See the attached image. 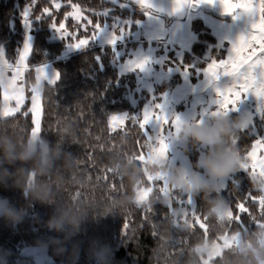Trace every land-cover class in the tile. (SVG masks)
Listing matches in <instances>:
<instances>
[{"label": "trees", "instance_id": "1", "mask_svg": "<svg viewBox=\"0 0 264 264\" xmlns=\"http://www.w3.org/2000/svg\"><path fill=\"white\" fill-rule=\"evenodd\" d=\"M73 2L79 4L85 13L92 16L93 26H88L87 32L80 22L70 16L65 18L66 12L71 10L69 4L56 10L53 9L52 0H35L34 4L32 0H0V50L9 63H15L24 41L22 12L27 6L31 7L33 13L30 19L34 34L33 48L22 80L27 88V99L21 111L14 116L4 117L2 114L3 88L0 87V140L11 139L19 144L27 135H31L33 124L30 95L31 86L35 81V68L42 64L53 63L59 71V78L54 84L46 83L43 89L40 136L51 147H58L62 152L71 154L77 159L79 168L76 179L87 181L83 184L71 182V178L65 173L69 182L59 187L57 202L68 199L73 203L92 201L103 207L110 203L111 198L123 197L133 191L125 180L113 175V167L118 169L124 160L152 164L146 161L152 149V140L148 139L151 138L149 129L144 127L142 130L139 126L143 118V107L150 97L146 89L139 86L135 73L119 74L115 65L113 46L93 40L82 50L64 53L67 41L86 33L91 34L95 24L112 19L103 14V11L115 6L108 0H73ZM45 7L53 9L57 24L66 21L67 28L75 33V36L51 40L52 18L43 13ZM115 12L118 10H114ZM37 15L42 18L37 19ZM192 28L198 38L193 44L191 53L185 54L184 62H195L204 68L207 67L210 59L206 57L209 52L212 53V58L221 59L224 56L226 49L217 47L216 37L201 18L193 20ZM178 80L157 85V92L167 89ZM185 102H181L176 108H185ZM25 111L29 112L27 117L23 115ZM120 112L128 113L127 120L125 124L113 130L108 121L112 114ZM230 117L236 119L240 115L235 112ZM65 129H69L70 135L62 137ZM236 136L238 137L236 147L244 157L252 148L255 134L252 127H247L239 130ZM200 148L202 146L193 147L190 144L184 148L193 169ZM140 156L143 158L141 159ZM110 158L112 166L107 167ZM167 160L171 163L170 157ZM146 175L140 188L151 187L152 193H159L163 197L164 193L160 191L164 186L163 181L154 179L149 181L150 175L147 173ZM45 179L46 182L55 183L54 174ZM220 195L229 202L234 216L241 215L240 222L232 219L223 226L222 230L212 227L214 221L208 217L206 205L199 196L192 198L193 205L190 206L187 205V197L173 194L168 205L155 203L151 207H144L132 204L121 211L90 214L80 225L77 233L66 239L64 233L52 231L46 225L55 204L40 202L30 204L19 188L0 185V197L8 198L16 208H27L29 213L24 221L15 227L10 226L4 218H0V250H8L11 253L8 264H36V259L23 254L21 249L26 245H37L41 240L54 238L57 242H63L58 246L66 251L58 252L57 245L50 246L47 254L51 257V261L46 264H69L74 244H78L80 249L77 264H95V261L90 260L88 256V248L91 241L99 240L111 247L112 264H165L164 258H158L156 254L157 241L160 239L158 225L173 208L184 210L189 223L194 225V232L180 233L176 237L170 253L172 256L181 253L198 237L208 238L220 244L224 238L230 240L241 232L255 229L260 222L261 209L258 199L254 201L251 197L258 198L261 193L256 190L247 172L237 171L232 178H229L227 186L221 189ZM239 203H244L251 215L239 213L237 208ZM126 223L129 224L127 230H125ZM200 224H204L205 227L201 228ZM232 242L234 245L235 242ZM233 245L221 247L220 251L223 252Z\"/></svg>", "mask_w": 264, "mask_h": 264}, {"label": "clouds", "instance_id": "2", "mask_svg": "<svg viewBox=\"0 0 264 264\" xmlns=\"http://www.w3.org/2000/svg\"><path fill=\"white\" fill-rule=\"evenodd\" d=\"M247 116L236 119L220 113L213 115L207 121L181 122L177 126L176 137L179 141L193 147L206 146L194 164V170L182 166H174L166 156H160L151 165L138 163L135 160H124L118 169L113 167V175L125 180L132 192L123 197H113L110 203L104 205L92 201H77L70 199L57 202L58 189L69 182L77 181L76 176L79 161L71 154L62 152L58 147H51L39 135H27L22 143H14L11 139L0 140V185L19 188L29 203L55 204V208L48 221L47 227L52 231L65 234L66 239L74 236L80 225L88 216L107 214L121 211L128 205L151 207L155 203L168 205L172 195L183 197H200L208 217L214 221L212 227L222 230L231 220L228 216L229 202L220 195L223 181L226 177L236 173L244 163L243 157L233 138L238 131L248 123ZM70 135L65 129L62 137ZM27 165V167H23ZM112 166L111 158L107 167ZM202 170V171H200ZM149 174L154 180L163 181L167 185V192L163 197L159 193H152L143 203L137 202V189L144 183ZM55 175V183L46 182V177ZM31 177V179H29ZM11 181V185L9 182ZM251 181L256 190L264 196V178L252 176ZM215 194V195H214ZM27 208H16L6 197H0V218H4L10 226L15 227L28 216ZM259 226L254 230L241 232L233 247L218 251L213 240L198 237L190 242L181 253L170 255L173 243L180 233L191 234L194 225L189 223L183 209L173 208L169 215L158 225L160 239L157 241V257H163L165 264H264V214L259 217ZM54 238L38 242L37 247L47 251L50 246L57 245L56 250L66 251L58 246ZM79 245L74 244L69 257V264H77ZM169 253V255H165ZM8 250H0V264H8L10 256ZM88 256L95 264H112L113 251L111 247L99 240L89 244Z\"/></svg>", "mask_w": 264, "mask_h": 264}, {"label": "rangeland", "instance_id": "3", "mask_svg": "<svg viewBox=\"0 0 264 264\" xmlns=\"http://www.w3.org/2000/svg\"><path fill=\"white\" fill-rule=\"evenodd\" d=\"M108 1L114 3L115 6L104 10L103 14L107 15L108 17H112V19L110 20L106 19L103 23L98 22L100 26L99 30H97L94 26V29L93 30L91 29L92 30L91 34L86 33L81 35L80 37L74 38L73 40L67 41L66 48L64 49V53L68 54L82 50L83 48L88 46L90 42L93 40L100 44L113 46L115 49V65L117 66L120 75L135 73L137 76V81L139 86L141 88L146 89V92L149 94L150 97L149 100L153 99L156 105L162 106V108H160L159 110L164 109L166 105L165 103H167L168 101L173 104L171 106L172 108L166 107V110L167 108H169L171 110V113L168 115L167 118L168 123H162V124L160 123L159 126L162 125V131L161 129L160 131L158 130L159 127L157 122L156 124L153 122L152 124L153 127L149 125L150 127L148 128L147 125H145V127L149 129L148 131L151 137L150 139L152 140V141L150 140L152 142L151 148L155 149L156 147H158L159 146L158 140L160 138H163L165 139V142L168 145L167 153L169 157H171V154L177 150H180L183 153L184 148L187 146L188 143L181 142L177 139L176 136H174L175 129L173 122L175 121L178 115L176 113V107L177 105H180L181 102L183 101H186L184 103L185 105L184 109H188L190 107L192 100L196 99V97L194 98L193 95L196 92L200 91L202 88H204L209 82V78L206 74V69L208 65L213 61L228 59L231 46L240 36L243 35L242 31L244 30L249 32L251 30V21L249 20L250 18L248 19L247 15L243 13L238 15L231 14L230 17L225 18L224 15H227V13L224 12L223 5L219 3V0H216L215 3L207 5L208 9H211L210 12L206 11L205 9L189 10L186 18L184 19L168 18L167 16L161 13L142 8L139 4L131 2L130 0H108ZM57 2L61 3V7L68 4L67 0H57ZM53 9L55 8L53 7ZM116 9L118 10V12L114 13V10ZM71 11L72 8L70 12ZM23 12H22V16H23ZM137 13H140L141 15ZM84 15L85 17H88L93 21L91 15L85 12ZM72 18L75 21H78L74 17ZM195 18H201L203 22L210 28L211 32L216 37L217 47L226 49L225 54L221 59L212 58L211 52L206 54V57L210 59H208L207 67L205 66L204 68H201L195 62H191V63L184 62L185 54L187 52L191 53L193 44L198 38L196 32L192 28V22ZM29 20H30V25L28 27H25L24 24L25 36L20 52L23 50L26 41L31 45V51L33 48L34 34L32 31L30 17ZM78 22L81 23L82 28L85 30V26L87 25V20L83 19V20H79ZM62 23L65 24V28L69 33V35L62 36L52 26L51 28L52 34L50 36L51 40H62V39H68L70 36L72 37L75 36V33H72V31L69 30V28H67L66 21H63ZM57 26H59V24H57ZM77 31L78 30H76V32ZM93 33H95L94 36L92 35ZM113 34H115L118 37V39L114 44L111 43ZM86 35L90 37L86 46L80 48H75L72 46V44L76 43L78 39L85 38ZM19 54L16 60H18ZM142 59L148 60L145 70L141 71L139 69H132L129 67L132 61H138ZM27 62L28 60L26 61V64ZM40 66H43L45 68V73L40 74L42 75V77L44 75H47L48 79H52L57 74L59 76V71L56 69L53 63H46L39 65L37 67ZM220 71L222 73L223 70L221 69ZM11 74H12L11 72L7 73L8 76H11ZM34 74H35V81L34 84L31 86V89L37 84L36 78L38 73L35 71ZM23 79L24 77L21 80H19L17 83L24 88L25 101H26L27 88L25 86V83L22 82ZM175 79L177 80L179 79L177 83H175L172 86H169L167 89L157 92V85L164 82H170L171 80H175ZM219 80H222L224 82L222 83V85L228 86L231 82V77L220 76ZM46 83H48V80L42 78L40 81L41 84L40 97L37 100V104L40 107V111L38 113V118L40 122L42 119V94ZM3 94L5 95L4 89H3ZM8 95L10 99L3 100V110L6 107L7 108L15 107V100L11 99V97L14 95L11 89L8 90ZM31 97H32V91L30 95V109L32 107ZM260 104L261 101L255 95L249 93L242 96L240 100V104L237 103L234 109L227 112V115L229 116L233 112H236L240 115V117L241 116L248 117L250 123H248L245 128L252 127L253 132L255 134V139L253 141V144L255 143L256 139L259 138L264 139V112L260 110ZM179 111H182V109H180ZM216 111L217 110L209 111L206 109V107L200 106L199 108L196 109L195 116L190 118L189 122L203 123L207 121L210 117H212L213 113H215ZM112 116L126 117L127 120L128 113L127 112L114 113L110 116V118ZM38 135L40 136V134ZM176 140L177 143L175 144ZM206 150L207 147L202 146V148L199 149L200 151L199 155L202 152H206ZM251 150L252 148L249 151ZM256 152H257V160H259L260 158H264V148L258 146ZM183 154H184L183 156L186 155L185 152ZM172 156L174 157V154H172ZM244 157H247V154ZM146 159H147L146 161L152 162L150 155L149 158L147 155ZM245 162H247L250 165L248 171L244 169H240V170L247 172L250 175V177H252L253 176L251 174L252 161L250 159H246ZM171 164L174 165L173 163ZM177 164L183 167L181 162H177ZM259 172H260V168L257 167L255 170L256 177H260ZM234 174L235 173L231 174L230 176L226 177L223 181H221L222 184L221 189L227 186L229 178H232ZM238 235L234 236V238L230 240L224 238V240L220 244H217L218 251L219 248L221 247L226 248L232 246L233 245L232 241L236 242ZM21 252L25 255L33 256L36 259V264H46L47 262L51 261V257L47 254V251L45 252L41 250L39 247H37V245H26L21 249Z\"/></svg>", "mask_w": 264, "mask_h": 264}, {"label": "snow or ice", "instance_id": "4", "mask_svg": "<svg viewBox=\"0 0 264 264\" xmlns=\"http://www.w3.org/2000/svg\"><path fill=\"white\" fill-rule=\"evenodd\" d=\"M139 5L142 8L150 9L153 7L151 0H137ZM216 0H174V11H180L185 7H192L197 4L202 3H215ZM32 3H35V0H32ZM67 3L71 6L72 11L66 12L65 18L67 16H72L76 20H87V25L85 26V31L87 32L88 26H93V21L85 17L81 6L77 3H74L73 0H67ZM219 3L223 5L224 12L227 14H247L251 21V30L248 34L240 36L231 46V50L229 52L228 59H221L219 61H213L210 63L206 69V74L209 78V82H214L219 79L220 76H228L231 77V82L225 88L218 89V110L213 113V115H218L221 112L227 114L228 111L235 108L238 101L241 100L243 95L253 94L260 101V110L264 112V0H219ZM52 6L56 10L61 9V3L57 2V0H52ZM43 13L47 14L50 18H52V26L62 35H69L65 28L64 23H59L57 26L55 16L52 10L49 7H45L43 9ZM31 7H27L24 9L23 18L25 27L30 25L29 17L32 16ZM37 19L42 18L37 15ZM99 24H95V28L99 30ZM93 36L95 33L92 34ZM90 37L87 35L85 38L78 39L76 43H73L72 46L75 48H80L86 46ZM118 37L113 34L111 43H115ZM31 52V45L26 41L23 47V50L19 54L18 60L15 61V64L9 63L7 59L4 58L2 50H0V87L5 90L4 99L9 100L10 97L8 95V90H12L14 95L11 99L15 100L14 108H5L3 110L4 117L14 116L16 113L20 112L22 106L25 101V90L22 86H20L17 82L22 79L23 73L27 68L26 61L28 60L29 54ZM235 54V55H233ZM148 63L147 59H142L138 61H132L129 65L132 69H139L141 71L145 70L146 65ZM223 70L222 73L220 70ZM35 71L38 73L37 75V84L34 86L31 97L32 107L30 112L32 114V124L34 127L31 129V134L33 136L40 134L41 130V122L38 118V113L40 111V107L37 104V100L40 97L41 92V79L48 80L49 84H54L56 79L59 78L58 74L52 78L48 79L47 75H42L45 73V68L43 66L36 67ZM11 72V76H8L7 73ZM156 108H162L161 105H156ZM23 115L27 117L29 115L28 111L23 112ZM153 119L162 122L168 123L167 117L161 111L160 113L153 112L151 110H146L143 116L142 121H140V128L143 130L145 125H147ZM126 117H118L112 116L108 121L110 127L115 130L117 126H121L125 124ZM177 127L181 121L177 117L173 122ZM250 123V121H248ZM247 123V124H248ZM247 126V125H246ZM245 126V127H246ZM244 127V128H245ZM150 140V138H148ZM238 137L235 136L232 140V143L237 146ZM158 147L154 149V151L163 156L168 148L167 143L163 138L158 140ZM264 148V139H256L255 143L252 145V150L247 153V157H243L244 161L246 159H250L252 161L251 169L252 175L255 176V170L257 167L260 168L259 176L264 178V158H260L257 160V147ZM241 155V153H240ZM142 159L143 156H140ZM250 165L247 162L241 164V169L248 171ZM148 180L151 181L153 178L151 176L148 177ZM153 191L151 187L140 188L137 189V202L143 203L148 199V196ZM161 192H167V185L160 189ZM252 200H257L261 209V214H264V196L251 197ZM183 203V202H181ZM187 204H192L191 197H187ZM237 208L239 213L242 214H250L249 208L245 206L244 203L237 204ZM147 211V209H146ZM195 214V211H193ZM228 216L230 220L235 219V221L240 222L241 215H235L233 211L230 209L228 212ZM199 218H197L198 221ZM256 226H259V222ZM201 228H204V224H200ZM129 229V224H125V230ZM247 231L246 229H243Z\"/></svg>", "mask_w": 264, "mask_h": 264}, {"label": "crops", "instance_id": "5", "mask_svg": "<svg viewBox=\"0 0 264 264\" xmlns=\"http://www.w3.org/2000/svg\"><path fill=\"white\" fill-rule=\"evenodd\" d=\"M209 3H202V4H197L195 6H192L190 7V10H199V9H205L206 11H211V9H208L207 5ZM215 15V14H214ZM217 15V14H216ZM225 16V15H224ZM220 17V16H219ZM225 18H228V17H225ZM250 20V19H249ZM242 34L243 35H247L248 32L247 31H242ZM15 64V63H14ZM24 76H22L23 78ZM21 80V79H20ZM222 83H224L222 80H219L217 79L216 81L214 82H208V84L202 88L200 91L196 92L193 97L196 99L195 100H192V103L190 104V107L188 109H182V111H179L180 109H177L176 108V113L178 114L177 117L180 119L181 122H189L190 118H192L193 116H195L196 114V109L199 108L200 106H203V107H206L207 110L209 111H213V110H218V104L216 103L217 100H218V94H217V90L218 89H223L226 87V85H222ZM193 98V99H194ZM3 100H4V94H3ZM168 101V100H167ZM208 103V104H207ZM238 104H240V101L237 102ZM165 108L162 109V110H159L158 108L156 109V104L154 103L153 99L151 100H148V102L144 105L143 107V116H144V113L146 110H151L153 112H156V113H160L161 111H163V114L168 118V115L171 113V110L169 108H167L166 110V107H170L172 108L171 106L173 105L172 103H170L169 101L167 103H165ZM191 108V109H190ZM2 110H3V106H2ZM235 113V112H233ZM176 115V114H175ZM176 117V118H177ZM143 119V118H142ZM176 120V119H175ZM153 122L156 124V122L158 123V127H159V131L161 129L162 131V125H160V123L162 124V122H159L155 119H153L152 121H150L148 124H147V127L149 128ZM153 127V126H152ZM156 128V127H155ZM174 129H175V134L174 136H176V132H177V127L174 125ZM165 140V139H164ZM177 143V140L175 141V144ZM154 151V148L151 149L150 153L148 154V158H149V155H150V158H151V161L152 163L154 162V160L158 159L161 155L157 154L155 151ZM184 153V152H183ZM180 150H177V151H174L172 154H174V157L172 156L171 154V157H170V160H171V163H173L175 166H179L177 164V162H181V164L183 165V167L187 168V169H190V170H193L192 168V165H191V161L189 159V157L187 155L183 156V154ZM163 156H166V159L169 158V155L166 151V153L163 155ZM181 157V158H180ZM183 157V158H182ZM192 199V198H191ZM193 205V202L192 204ZM221 248H219V251H220Z\"/></svg>", "mask_w": 264, "mask_h": 264}, {"label": "water", "instance_id": "6", "mask_svg": "<svg viewBox=\"0 0 264 264\" xmlns=\"http://www.w3.org/2000/svg\"><path fill=\"white\" fill-rule=\"evenodd\" d=\"M130 1L139 4L137 0H130ZM151 3L153 7L150 8L149 10L161 13L167 16L168 18L184 19L186 18L190 10V7H185L180 11H174V7H175L174 0H151ZM230 16L231 14L225 15V17H230Z\"/></svg>", "mask_w": 264, "mask_h": 264}]
</instances>
